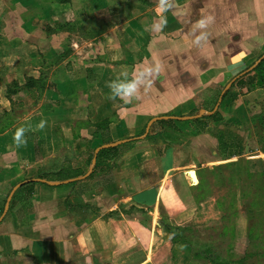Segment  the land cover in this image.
<instances>
[{
    "label": "crops",
    "instance_id": "obj_1",
    "mask_svg": "<svg viewBox=\"0 0 264 264\" xmlns=\"http://www.w3.org/2000/svg\"><path fill=\"white\" fill-rule=\"evenodd\" d=\"M161 19L159 32L147 27ZM263 55L264 0H0V218L22 185L0 223V264L121 263L159 235L161 209L173 219V201L197 200L200 175L255 174L251 162L262 161L243 137L264 85L235 73ZM157 62L161 72L138 99L112 98L108 85L121 73ZM236 78L244 83L228 94ZM221 96L216 120L209 113ZM199 108L208 114L147 132L154 118ZM123 140L86 179L37 181L58 182L49 179L64 167L82 178L97 148Z\"/></svg>",
    "mask_w": 264,
    "mask_h": 264
},
{
    "label": "rangeland",
    "instance_id": "obj_2",
    "mask_svg": "<svg viewBox=\"0 0 264 264\" xmlns=\"http://www.w3.org/2000/svg\"><path fill=\"white\" fill-rule=\"evenodd\" d=\"M249 63L239 67L235 75L247 72L253 61ZM245 74L259 75L260 84L264 85V63ZM241 82L244 83L243 79L233 83L227 93L232 94L233 90L240 87ZM228 84L229 82L225 83V87ZM235 102L234 99L231 103ZM215 103L207 111H212ZM262 104L255 113L253 127L243 137L246 153L259 154L262 161L251 162L250 170L255 174H220L217 180L210 174L200 175L201 184L195 188L197 200L184 199L181 195L178 202L173 201L174 207L179 209H171L176 216L173 219L161 209L158 216H155L158 227L154 226L153 229L159 235L151 242L139 244L137 252L140 254L129 252L127 259L118 264H264V103ZM200 111V108L194 110L193 115H198ZM238 162L239 169L246 171V164L240 160ZM139 211L140 216L145 219L144 224L151 221L148 210ZM163 226L170 228L172 233L165 232Z\"/></svg>",
    "mask_w": 264,
    "mask_h": 264
},
{
    "label": "clouds",
    "instance_id": "obj_3",
    "mask_svg": "<svg viewBox=\"0 0 264 264\" xmlns=\"http://www.w3.org/2000/svg\"><path fill=\"white\" fill-rule=\"evenodd\" d=\"M209 20L201 19L196 22V27L199 29H204L207 27ZM164 26V21L161 19L159 22H154L147 26L153 32H159ZM206 38V33L201 32L199 36L196 37V43ZM162 70V66L157 62L154 65L142 68L138 74H134L131 78H128V73H121L123 77L117 78L109 83L108 87L111 90L112 98H119L124 103H129L133 99L139 98V92L141 86L147 90L153 83L154 77H156ZM24 129L18 128L14 134V141L17 144L23 142Z\"/></svg>",
    "mask_w": 264,
    "mask_h": 264
},
{
    "label": "water",
    "instance_id": "obj_4",
    "mask_svg": "<svg viewBox=\"0 0 264 264\" xmlns=\"http://www.w3.org/2000/svg\"><path fill=\"white\" fill-rule=\"evenodd\" d=\"M263 60H264V55L260 58V60L257 62V64L254 65V66H252L251 68H249V70H248L247 72L254 70L255 67H256L258 64H260L261 61H263ZM247 72H245V73H247ZM245 73H244V74H245ZM244 74H241L240 76H242V75H244ZM240 76H239V77H240ZM236 80H237V78H236L235 80H233V82L230 83V84L227 86L226 90H228V89L231 87V85H232L234 82H236ZM226 90H225V91H226ZM221 101H222V96H221V98L219 99V102H218L216 108L214 109V111L210 112L209 114H214V113L218 110V107H219ZM206 114H208V113H207L205 110H202V111L200 112V114H198V115H194V116H185V117L163 116V117H157V118L152 119V120L148 123L147 132L149 131V129H150V127L152 126V124L157 123V122H161V121H169V120L191 121V120L200 119V118H202L203 116H205ZM127 141H128V140H123V141L113 142V143H110V144L102 145V146H100L99 148H97L96 151H95V154H94L93 160H92V167L90 168L89 172H88L85 176H83L82 178L70 179V180H65V181H62V182H48V181H45V180H42V179H39V180H37V181H39V182H43V183H46V184H49V185H51V186H60V185H66V184L74 183V182H77V181H79V180H81V179H86V178H88V177L93 173V170H94V167H95L96 164H97V158H98V155H99L100 152H102V151H104V150H108V149L117 148V147H119V146L125 144ZM21 186H22V185H20V184L17 185V186L14 188L13 192H12V193L10 194V196L8 197V200H7V202H6V206H5L4 212H3V214H2V216H1V218H0V223L2 222L3 218L6 216L8 210H9L10 202H11V200H12V197H13L14 192L16 191V189L20 188Z\"/></svg>",
    "mask_w": 264,
    "mask_h": 264
},
{
    "label": "trees",
    "instance_id": "obj_5",
    "mask_svg": "<svg viewBox=\"0 0 264 264\" xmlns=\"http://www.w3.org/2000/svg\"><path fill=\"white\" fill-rule=\"evenodd\" d=\"M264 63V61L260 64L262 65ZM211 118L213 119H218L217 114H214L213 116H211ZM117 148H113V149H108V150H104L102 152L99 153L97 160H102L105 157H109V156H115L117 154ZM99 169V162L97 163V165L94 168V172L96 170ZM82 173L76 170H73L70 167H64L62 170H60L59 172L55 173V175H53V177H51L49 179V181H65V180H69L72 178H76L79 177V175H81ZM48 178V177H45ZM163 229L165 230V232L167 233H172L171 229L168 228L167 226H163Z\"/></svg>",
    "mask_w": 264,
    "mask_h": 264
}]
</instances>
